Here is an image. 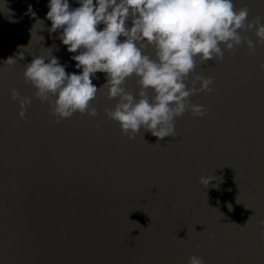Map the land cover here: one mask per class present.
<instances>
[{"label":"water","instance_id":"95a60500","mask_svg":"<svg viewBox=\"0 0 264 264\" xmlns=\"http://www.w3.org/2000/svg\"><path fill=\"white\" fill-rule=\"evenodd\" d=\"M48 2L0 0V264H187L192 255L264 264V46L256 57L242 45L234 58L197 62L195 74L212 77L215 91L189 100L208 114L177 118L175 139L141 129L129 141L104 114L117 103L106 90L91 103L98 118L76 113L56 124L24 82L36 56L80 74L60 32L48 31ZM233 3L250 10L249 21L264 16V0ZM21 52L14 67L4 64ZM105 83L96 73L97 89ZM126 87L135 95L136 78ZM13 88L31 100L25 120ZM201 177L214 181L205 188Z\"/></svg>","mask_w":264,"mask_h":264},{"label":"clouds","instance_id":"9594fccd","mask_svg":"<svg viewBox=\"0 0 264 264\" xmlns=\"http://www.w3.org/2000/svg\"><path fill=\"white\" fill-rule=\"evenodd\" d=\"M76 2L79 7L72 8L69 0H49L46 19L51 22L48 31H59L58 39L68 53L74 54L71 59L80 74L67 73V66L52 55L47 62L36 56L24 66V82L35 89V99L48 104L56 124L76 113L98 118L91 103L99 91L106 90L107 98L117 103L111 110L104 109V114L120 125L121 134L129 141L141 129L158 142L166 137L175 139L177 118L186 112L196 118L208 114L207 106L192 104L189 98L215 91L212 77L195 74L197 62L223 61L226 52L234 58L235 50L242 45L256 57L257 46H264V16L249 21L250 10L246 6L237 10L233 0ZM100 25L102 30H98ZM244 33H253L256 43ZM121 37L125 38L123 42ZM149 49L152 55L147 54ZM22 53L4 64L14 67L24 58ZM259 68L264 71V63ZM96 73L106 74V83L99 90L93 84ZM132 77L138 88L135 95L126 87ZM11 99L19 103L18 116L25 120L31 100L15 88ZM212 181L214 177H201L199 183L208 188ZM259 228L264 240V220L259 221ZM187 264H204V260L192 255Z\"/></svg>","mask_w":264,"mask_h":264}]
</instances>
